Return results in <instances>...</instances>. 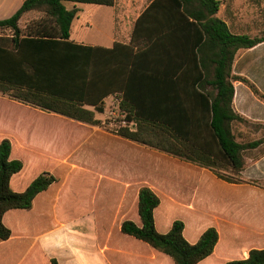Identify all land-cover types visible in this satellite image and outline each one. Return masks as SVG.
Wrapping results in <instances>:
<instances>
[{
	"label": "trees",
	"instance_id": "trees-1",
	"mask_svg": "<svg viewBox=\"0 0 264 264\" xmlns=\"http://www.w3.org/2000/svg\"><path fill=\"white\" fill-rule=\"evenodd\" d=\"M117 0H25L10 18L0 20V91L13 100L69 119L101 125L105 99L122 94L123 108L134 114L138 130H122L121 137L159 150L182 161L211 170L219 179L240 183L245 152L257 149L264 139L240 143L233 133L235 122L251 123L233 107V75L239 50L264 42L260 37L236 35L217 14L222 0H153L135 23L130 44L113 48L78 45L71 40L78 9L65 3L112 7ZM37 11L44 17L25 30L21 18ZM13 140H0V243L12 236L4 222L11 210H31L34 200L58 181L43 172L18 192L12 179L25 163L12 157ZM264 151V150H263ZM220 170H229L232 177ZM264 188V183L255 182ZM161 198L150 187L139 192L142 226L127 220L122 232L143 241L174 264H199L219 243L216 228L207 229L196 244L184 235L185 223L176 220L160 233L155 210ZM52 264H58L53 260ZM226 264H264V249H252L249 257Z\"/></svg>",
	"mask_w": 264,
	"mask_h": 264
},
{
	"label": "crops",
	"instance_id": "crops-1",
	"mask_svg": "<svg viewBox=\"0 0 264 264\" xmlns=\"http://www.w3.org/2000/svg\"><path fill=\"white\" fill-rule=\"evenodd\" d=\"M24 1L0 0V20L12 17ZM149 4L137 14L134 25ZM75 8L79 12L72 24L74 43L102 48L130 44L131 38L123 41L120 33L132 12L126 0H117L112 7L85 4ZM37 14L44 17L41 12H28L20 27L27 29ZM217 16L236 35L255 38L264 32V0H222ZM95 25L97 31H92ZM0 37L12 38V34L6 30ZM233 75L247 78L259 92L235 81V112L264 125V42L237 52ZM5 102L31 114L18 130H0V140L6 136L13 140L12 157L25 163L23 172L13 177L12 188L24 191L43 172H51L58 181L36 197L31 210H11L5 215L12 236L0 243V264H52L53 260L58 264H174L169 256L122 232L127 220L142 226L139 192L144 186L161 198L155 210L160 233H168L179 219L185 223L184 235L191 244L207 229L218 230L220 240L213 254L199 264H226L247 259L252 249H264V188L255 184L264 183V144L247 150L241 181L233 184L197 164L108 134L96 125L23 104L0 91V103ZM233 133L240 143V136L250 134L244 129ZM94 134L121 141L118 167L99 159L101 155L94 151L87 156L85 150ZM28 167L34 174L24 182ZM177 174L190 187L188 193L169 189L173 181L170 185L166 178ZM181 208L183 217L177 213Z\"/></svg>",
	"mask_w": 264,
	"mask_h": 264
},
{
	"label": "rangeland",
	"instance_id": "rangeland-1",
	"mask_svg": "<svg viewBox=\"0 0 264 264\" xmlns=\"http://www.w3.org/2000/svg\"><path fill=\"white\" fill-rule=\"evenodd\" d=\"M119 1H123V0H119ZM128 3V7L131 8L132 7V12H131V17H129L126 21V24L122 25V32L121 35L123 37V41H132V33L134 30V19L136 18L137 14L143 10L144 7L147 6V4H149L152 0H126ZM66 7L69 10H73L76 9L75 6H79V7H84L85 4H73L70 2H67ZM133 9L134 12H133ZM35 17L37 19H31V21H37L38 19H40V15H35ZM98 21L94 22V24H97ZM88 26V25H87ZM117 30L120 31V27L117 21ZM88 28V27H87ZM98 26L95 25L94 27H91L90 29L92 31H97ZM106 29H108V27L106 26ZM26 31V29H25ZM0 33L2 34H6V31H0ZM130 41V43H131ZM123 44V43H121ZM29 112V111H26ZM25 112V110L19 109L17 108L15 105L11 104V103H0V130H10L13 131L18 130L19 126L21 124L24 123V121H27L29 118H31V114H27ZM31 113V112H30ZM96 118L98 120H100L103 124L98 125V127H100L103 131H105L108 134L111 135H116V136H120L119 133H116L114 128H110L108 126V124L105 121L104 116L100 115V114H96ZM232 129L236 132V134L238 135L239 130L240 129H244V131H248L250 134L247 137H239L241 138V141L243 143H250L253 140L259 138V139H264V125L261 124H254V123H242V122H235L232 125ZM69 137L71 138V135L69 134ZM84 137V133L83 131H80V138ZM120 143L121 141L118 139H113L110 138L108 136H105L104 134H94L91 136L90 142L88 144V148L87 150H85L87 156H88V151H94L96 154L101 155L99 159L101 160H107V161H113V164L116 165L118 167V161L120 158ZM249 151H246L245 154H248ZM97 156V155H96ZM98 158V157H97ZM115 167V166H113ZM163 173V172H162ZM220 173L225 175V176H229L232 177V172L229 170H220ZM34 174L33 171L29 170V167L27 169V171L24 174V182L27 181L28 179L31 178V176ZM168 179L171 185V180L173 181L172 183V187L169 188L171 191L175 190L178 193H181V195L183 193H188L190 191V187H185L183 181V175H176L174 176V178H166ZM183 212L184 210L181 208L177 213L183 217ZM182 220V219H179Z\"/></svg>",
	"mask_w": 264,
	"mask_h": 264
},
{
	"label": "built area",
	"instance_id": "built-area-1",
	"mask_svg": "<svg viewBox=\"0 0 264 264\" xmlns=\"http://www.w3.org/2000/svg\"><path fill=\"white\" fill-rule=\"evenodd\" d=\"M104 116L108 126L114 128L116 133L122 130L136 132L138 130V120L134 114L123 108V97L120 93H115L105 99L103 112L98 113ZM101 124H103L101 122Z\"/></svg>",
	"mask_w": 264,
	"mask_h": 264
}]
</instances>
